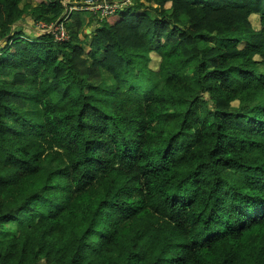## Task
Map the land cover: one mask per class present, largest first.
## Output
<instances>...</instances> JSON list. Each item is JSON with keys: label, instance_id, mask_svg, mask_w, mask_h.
<instances>
[{"label": "trees", "instance_id": "obj_1", "mask_svg": "<svg viewBox=\"0 0 264 264\" xmlns=\"http://www.w3.org/2000/svg\"><path fill=\"white\" fill-rule=\"evenodd\" d=\"M33 1L0 0V264H264V0H132L83 40L74 11L66 41L24 35L64 11Z\"/></svg>", "mask_w": 264, "mask_h": 264}, {"label": "built area", "instance_id": "obj_2", "mask_svg": "<svg viewBox=\"0 0 264 264\" xmlns=\"http://www.w3.org/2000/svg\"><path fill=\"white\" fill-rule=\"evenodd\" d=\"M61 3L64 6L61 18L50 23L43 21L37 23V30L39 32L50 33L56 41H66L69 39L65 21L69 19L70 14L74 11H84L90 15L102 18L129 4L130 0H122L121 2L116 0H61Z\"/></svg>", "mask_w": 264, "mask_h": 264}, {"label": "rangeland", "instance_id": "obj_3", "mask_svg": "<svg viewBox=\"0 0 264 264\" xmlns=\"http://www.w3.org/2000/svg\"><path fill=\"white\" fill-rule=\"evenodd\" d=\"M116 1H118V2H121L122 0H116ZM131 1L132 0H130V3H131ZM27 2H30L32 5H35L36 4V2L35 1H33V0H21V2H20V6H23L25 3H27ZM129 2V1H128ZM127 2V3H128ZM140 2H141V0H140ZM145 4H147V5H145L146 7H144V8H142L141 10L142 11H144V12H148V13H150V12H153V14H155V13H159L157 10H152L153 8L152 7H150L149 5L150 4H148V3H145ZM148 6V7H147ZM169 7V3H167L163 8H168ZM86 16H87V19L85 18V20H84V22H86V25H84L83 27H84V30H81V31H79L78 32V34H77V37L78 38H80V40H83L84 38H85V36H84V34L85 33H87V34H89L90 33V31H92V29L95 27V26H97L98 24L96 23V18H98V17H96L95 15H92V16H94L95 18H94V20L93 21H91V19H89V18H91L92 16L90 15V14H86ZM100 19H101V17H99ZM98 18V19H99ZM102 18H104V17H102ZM186 18H184L183 17V20H185ZM250 20H251V23H252V25H253V27L254 28H259V20H258V16L257 15H252L251 17H250ZM18 24H19V26L23 29V31H24V35L25 36H27V37H31V38H33V37H35L36 35H38L40 32L37 30V23H35L32 19H31V16H29V15H27V16H25L24 17V19L22 20V21H19L18 22ZM19 27V28H20ZM86 29H89L90 31L89 32H86ZM85 33H84V32ZM208 42L210 43V44H215L217 41H215V39L214 38H209L208 39ZM158 63H159V56L158 55H156L155 53H152L151 54V61H150V67L151 68H153V69H157V67H158ZM260 66V68L264 71V66H262V65H259ZM259 73H260V71H259ZM103 76L105 77V75L103 74Z\"/></svg>", "mask_w": 264, "mask_h": 264}, {"label": "water", "instance_id": "obj_4", "mask_svg": "<svg viewBox=\"0 0 264 264\" xmlns=\"http://www.w3.org/2000/svg\"><path fill=\"white\" fill-rule=\"evenodd\" d=\"M92 30H94V28ZM89 31H90L89 29H86V32H89Z\"/></svg>", "mask_w": 264, "mask_h": 264}, {"label": "crops", "instance_id": "obj_5", "mask_svg": "<svg viewBox=\"0 0 264 264\" xmlns=\"http://www.w3.org/2000/svg\"><path fill=\"white\" fill-rule=\"evenodd\" d=\"M85 18H87V17L85 16Z\"/></svg>", "mask_w": 264, "mask_h": 264}]
</instances>
